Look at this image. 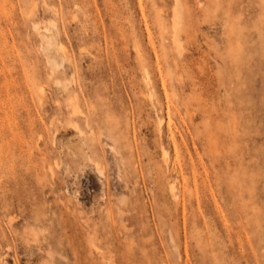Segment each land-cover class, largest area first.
<instances>
[{"label":"rangeland","instance_id":"374dc122","mask_svg":"<svg viewBox=\"0 0 264 264\" xmlns=\"http://www.w3.org/2000/svg\"><path fill=\"white\" fill-rule=\"evenodd\" d=\"M0 264H264V0H0Z\"/></svg>","mask_w":264,"mask_h":264},{"label":"bare ground","instance_id":"6f19581e","mask_svg":"<svg viewBox=\"0 0 264 264\" xmlns=\"http://www.w3.org/2000/svg\"><path fill=\"white\" fill-rule=\"evenodd\" d=\"M174 24H176V23H174ZM75 111V110H74ZM160 124H161V122H160ZM160 124H159V126H160ZM163 155H166L167 156V153L166 152H164L163 153ZM97 167V166H96ZM100 173V172H99ZM173 190H174V187L173 186H171L170 187V192L172 193L173 192ZM196 192V191H195ZM175 196V195H174ZM181 200H183V199H181Z\"/></svg>","mask_w":264,"mask_h":264}]
</instances>
